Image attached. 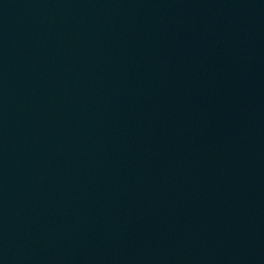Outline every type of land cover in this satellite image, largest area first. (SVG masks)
Masks as SVG:
<instances>
[{"label": "water", "instance_id": "water-1", "mask_svg": "<svg viewBox=\"0 0 264 264\" xmlns=\"http://www.w3.org/2000/svg\"><path fill=\"white\" fill-rule=\"evenodd\" d=\"M0 264H264V0H0Z\"/></svg>", "mask_w": 264, "mask_h": 264}]
</instances>
